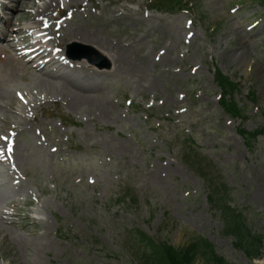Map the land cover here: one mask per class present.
Returning a JSON list of instances; mask_svg holds the SVG:
<instances>
[{
    "label": "rangeland",
    "instance_id": "1",
    "mask_svg": "<svg viewBox=\"0 0 264 264\" xmlns=\"http://www.w3.org/2000/svg\"><path fill=\"white\" fill-rule=\"evenodd\" d=\"M232 1L235 0H197L207 28L218 26V30L208 36L209 28L196 26L189 62L184 64L182 73L169 79L165 77L167 60L156 63L153 56L170 39L174 44L169 54L176 56L188 34L185 30L188 16L158 14L145 24L109 21L102 24L104 17L89 19L91 32L97 36L102 33L107 39L120 38L118 28L122 27L137 30L142 26V30H152L153 40L141 44L139 40L124 41L134 46L128 49V61L115 64L113 77L96 84L104 89L102 98L78 104L73 111L78 144L84 148L95 145L101 153L109 150L113 161L105 163L98 173L101 175L97 178L95 202L87 201L90 191L85 185H73L76 176L91 171L94 165L89 168L64 165L63 169L59 165L55 169L61 176L55 171V180L45 184L46 189L57 184L55 198L49 196L53 200H48L45 207L46 216L57 217L71 228L72 244L77 243L78 249L66 250V240L56 238L57 245L49 252L25 248L24 243L28 242V246L35 247L33 239L42 234L40 227L4 229L0 230V237H6L4 247L11 253L7 262L130 264L126 239L132 241L137 232H143L177 248L201 237L229 264H264V238L260 259L254 261L236 250L231 238L221 235L220 217L210 204L208 191L186 162L191 152L187 142L194 141L201 155L213 164L211 168L218 170L221 180L231 188L232 206L242 211L256 232L264 236V141L251 152L237 133L240 123L226 117L221 108H215L219 88L213 74L219 69L240 86L234 98L239 106L247 108L250 119L244 128L264 129V23L255 31L246 32L247 25L260 15L252 17L256 7L232 14L229 9ZM242 57L243 63L238 61ZM144 62L149 75L145 81L138 71ZM199 64L202 68L195 76L191 75L189 67ZM170 67H182L181 60ZM13 68L16 67L9 63H0V84L14 83ZM152 79L158 84L157 89L145 90L143 84H151ZM16 85H19L17 78ZM250 89L256 92V105L249 103ZM52 93L60 94L56 89ZM129 95L134 100V109L125 111L123 119L122 100ZM110 98L119 100V105L110 102ZM139 102L149 111L141 110ZM185 108L190 110L181 114ZM85 115L89 120L82 125L80 121ZM92 115L97 116L93 122ZM145 115L150 118L146 120ZM33 188L40 191L39 185ZM48 250L46 247L45 251Z\"/></svg>",
    "mask_w": 264,
    "mask_h": 264
},
{
    "label": "bare ground",
    "instance_id": "2",
    "mask_svg": "<svg viewBox=\"0 0 264 264\" xmlns=\"http://www.w3.org/2000/svg\"><path fill=\"white\" fill-rule=\"evenodd\" d=\"M19 3H20V1H15L14 3H12L13 4L12 5V8H10V10L12 11V13H16L17 11L20 12V13L25 12V10L21 7V5ZM58 5H59V0H49L48 3L45 4L44 9L43 10H39L37 12V16L40 14V15H42V16H44V17H46L48 19V17H50L52 15L53 10L55 8H57ZM36 17L34 18L35 20H36ZM14 18H15V16H12V18L10 20H8L10 22V24L12 23V21H13ZM9 22H8V24H9ZM85 38L93 40L92 39V36L90 34H86ZM99 45L101 46L100 49L103 51L102 52V55L104 57H106L108 55V53L112 50V46L108 42H106V41H103V40L100 41L99 42ZM34 55L35 56H34V58H32V63H38L42 59L43 60H46L50 56L49 54H46L45 51H39V50H37ZM110 61L113 62L112 59H110ZM122 61L124 63V61H125V57L124 56L122 58ZM238 61H240L241 63H243L245 60L242 57ZM55 63H58V62H55ZM44 67L53 68L52 63H47V64L45 63ZM38 68L41 69V70H44V68L42 66H40V65H38ZM45 73H47V72H45ZM142 73L145 74V68L142 69ZM44 76L46 77L47 80H49L48 83H54V78L55 77H54L53 74L47 73ZM154 87H156V85H154ZM66 89L70 90V92L72 93L71 102L70 103L74 107H78L77 106L78 104H81V103H84V102H90V103H92L91 102V99H94V96L89 92L90 90L89 91H85V90H82V88H77V87H75L72 84H68V86L66 87ZM100 92H103V91L101 90ZM81 105H83V104H81Z\"/></svg>",
    "mask_w": 264,
    "mask_h": 264
},
{
    "label": "trees",
    "instance_id": "3",
    "mask_svg": "<svg viewBox=\"0 0 264 264\" xmlns=\"http://www.w3.org/2000/svg\"><path fill=\"white\" fill-rule=\"evenodd\" d=\"M226 234H229L231 236H234L237 240L240 241L241 237L239 235H237V233L233 232L232 229H231V232L230 231H227L225 232ZM259 239V238H257ZM253 240V241H249L248 242V245L246 247H249V250H254L253 252V258H257L259 253H257V250L259 249V240ZM254 246L256 249H254ZM186 253L188 255V260H187V263H190V264H196V262L198 261L197 260V257L199 254L203 255V256H206V248H203L201 246H197L195 249H187L186 250ZM185 263V262H184Z\"/></svg>",
    "mask_w": 264,
    "mask_h": 264
}]
</instances>
